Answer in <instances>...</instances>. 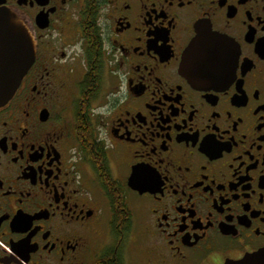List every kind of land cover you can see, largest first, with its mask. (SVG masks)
Wrapping results in <instances>:
<instances>
[{"label": "flooded vegetation", "instance_id": "obj_1", "mask_svg": "<svg viewBox=\"0 0 264 264\" xmlns=\"http://www.w3.org/2000/svg\"><path fill=\"white\" fill-rule=\"evenodd\" d=\"M0 7L36 41L0 106V264H264V0Z\"/></svg>", "mask_w": 264, "mask_h": 264}, {"label": "water", "instance_id": "obj_2", "mask_svg": "<svg viewBox=\"0 0 264 264\" xmlns=\"http://www.w3.org/2000/svg\"><path fill=\"white\" fill-rule=\"evenodd\" d=\"M199 37L185 50L182 69L196 58ZM36 41L24 21L15 13L0 7V106L15 92L23 75L35 58ZM197 63H194V68Z\"/></svg>", "mask_w": 264, "mask_h": 264}]
</instances>
